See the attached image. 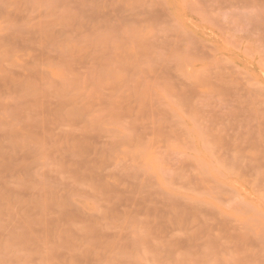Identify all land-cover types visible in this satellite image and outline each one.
<instances>
[{"label": "rangeland", "instance_id": "rangeland-1", "mask_svg": "<svg viewBox=\"0 0 264 264\" xmlns=\"http://www.w3.org/2000/svg\"><path fill=\"white\" fill-rule=\"evenodd\" d=\"M0 264H264V0H0Z\"/></svg>", "mask_w": 264, "mask_h": 264}]
</instances>
